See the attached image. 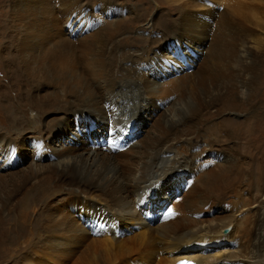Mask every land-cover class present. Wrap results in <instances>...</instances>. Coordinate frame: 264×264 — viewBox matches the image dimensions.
Returning a JSON list of instances; mask_svg holds the SVG:
<instances>
[{"label": "rangeland", "instance_id": "rangeland-1", "mask_svg": "<svg viewBox=\"0 0 264 264\" xmlns=\"http://www.w3.org/2000/svg\"><path fill=\"white\" fill-rule=\"evenodd\" d=\"M204 1L206 6L195 0H0V264H146L160 255L171 258L169 250H164L167 243L153 230L147 233L128 221L120 227L114 224L117 220L108 207L123 199L128 184L95 186L78 165L58 168L55 163L86 150L87 133L90 148L103 147L98 167L113 168L124 178L127 163L138 161L123 153L127 146L162 132L161 127L169 124L162 111L182 97L191 101L199 115L194 114L199 136L182 139L197 133L191 117L177 130L171 125L158 143L171 138L179 142L164 152L158 167L165 165L167 157L171 161L188 158L190 151L201 159L188 176L180 171L183 176H171L166 184L168 206L176 208L175 202L178 206L165 232L178 234L194 222H212L215 230L229 227L226 235L241 241L245 255L249 253L261 214L259 203L264 202V188L259 189L264 181V24H253L264 18L254 16L246 0ZM262 2L255 5L264 9ZM234 17L238 22H232ZM223 25L225 50L217 58L210 55L209 44ZM88 66L99 74L91 77ZM117 78L137 86L138 81L153 80L155 90L149 95L158 108L146 114L135 106L137 101L130 104L125 102L130 97L123 96L121 104H130L129 112L110 98L103 101L106 112L98 109ZM102 81L103 95L87 97L86 92ZM120 87L127 90L125 84ZM53 92L60 97H50L52 104L37 100ZM37 101L46 107L38 113L33 112L40 105ZM87 102L96 107L91 109L95 118L80 112ZM122 109L130 114L120 115ZM103 113L105 117L98 115ZM142 118L147 121L137 127ZM202 121L207 124L201 127ZM130 124L139 133L128 136L129 144L117 143L112 149L110 143L95 142ZM212 125L223 126L224 132ZM204 126L214 130L212 138H206ZM62 127L67 133L52 138V132ZM205 145L210 147L208 154ZM42 152L46 157H37ZM79 158L86 160L84 154ZM220 169L225 175L223 197L203 187L210 172ZM157 175L145 188L156 197L163 195L159 187L167 173ZM180 182L187 189L173 198ZM146 219L142 214L140 220ZM242 223L245 232L240 231ZM103 227H110L114 234H92ZM66 237L72 241L71 251L64 246ZM224 247L226 243L208 245L204 254L213 255Z\"/></svg>", "mask_w": 264, "mask_h": 264}, {"label": "bare ground", "instance_id": "bare-ground-1", "mask_svg": "<svg viewBox=\"0 0 264 264\" xmlns=\"http://www.w3.org/2000/svg\"><path fill=\"white\" fill-rule=\"evenodd\" d=\"M215 1L221 2V3L222 2L226 3V1H227L226 4H229V2L232 0H215ZM238 1H241V0H238ZM246 1L248 2L249 7L253 10L252 12H253L254 16H256V17L260 16V17L264 18V9H262L260 6L255 5L256 2L260 3V1L262 2L264 0H246ZM195 3L196 4H202V5L206 6L207 2H205L203 0L200 3V1L198 2L197 0H195ZM211 14H212V12H211ZM226 14H227V11H225V13H222V22H224V17L226 16ZM236 20H237L236 17H234L232 22L233 23L238 22ZM260 23L262 25V24H264V21L258 20L255 23L253 22V24H255V25H259ZM237 28H239V27H237ZM223 29H224V25L222 27V30H219V36L217 37V39L214 41H210V44H209L210 55L217 57V58L223 57V56H221V54L225 50V42H224L225 32L223 33ZM209 30L212 31V21L209 25ZM99 35L103 36V34H101V33ZM103 44L104 43H100V45H103ZM214 49L216 51L215 55H214ZM47 53H48V51H47ZM217 53H219V55ZM58 58H60V57H58ZM29 60H30V58H29ZM58 62H60V61H58ZM29 63H31V62H29ZM85 67H87V66H85ZM88 68L90 69L89 74L91 77H95L99 74V71L96 68L90 67V66H88ZM216 68L217 67H215V69ZM91 70H92V72H91ZM152 81L153 80H150V79H148L144 82L138 81L140 85L137 86V85L133 84L134 81L131 82L129 79H126V78H124L122 80H120V78H117L115 83H113L111 87L106 89L105 97L104 96L101 97L103 95V90L101 88L105 82V81H102V84H96V87L93 86V88L91 89V92H86V96L90 97V96L94 95L95 97H92V98L101 97L102 101L98 102V109H100L102 111H104V103H103L104 98H110L113 101H115L116 103H118L119 105H122V106L124 105L128 112L131 110L130 104L134 103V101H137L138 105L135 104V106L136 107L138 106L140 109L144 110L146 114H148V112H151L156 107L151 102L152 95H149L150 93H152V91L155 90V83H152ZM123 83L125 85H127V90L125 87H124V89H122L120 87L122 85L124 86ZM81 92L84 93L85 91L82 90ZM48 95H50V96L43 97L42 99L39 98L37 100H42V101L48 100V101H50V97H53L54 99L60 97V95L55 93V92L50 93ZM123 96H125L124 99L130 97V101H128V100L125 101V102H130L129 105L128 104L126 105L125 102L123 104H121L122 99H120V97H123ZM149 100H150V102H149ZM37 102H39L40 105L37 108H33V112L38 113L40 110L45 109L46 107L44 106V103H42L41 101H37ZM50 103H51V101H50ZM92 104H93L92 102H87L84 106H82V109L80 110V112L86 113L87 115L95 118V114L92 112L91 109L96 108V107L94 105L92 106ZM78 108H80V107H78ZM156 108H158V106ZM195 111L196 110L194 108V105L191 103V101H189V99H186L184 97L173 99L172 103H170L168 108L162 111L161 116L163 118H165L166 122L169 123V124L163 125L161 127L163 129L162 132H159V131L153 132L152 135L147 136V139L144 138L141 141H139L138 143H136L135 145H128L127 149H125V151L123 152L127 155V158H130L129 160L134 159V158L138 159V161H135L134 164L127 163L128 166L125 169L126 175L124 176V178H120L113 168L98 167V163L100 162V154L102 153L99 151V149L103 150L102 149L103 147L102 148H97V147L90 148L91 145H88L87 142H88V138L91 137V134L87 135V133L84 134V138H83L84 144L86 145V150L83 148L82 151H84V152L81 151L80 154H78L76 156L74 154H72V155L66 156L64 158H59L56 160L57 163H55V165H57L58 168H59L58 165H62V167L78 165V168L80 169L81 173H86L87 178L89 180H91L95 184V186H99L103 182H114V184L117 186H119L121 183H126L130 186V188L127 190V193L123 197V199L120 201H117L115 203V207H111V206L108 207V212H110L112 214V216L116 218L117 221L116 222L114 221V224L117 223L119 227L122 224V221H128V223H130L131 226L136 224L135 225L136 228H144L147 231V233H150L153 230V233L155 235L161 237L160 239L167 243V247L164 250H169L171 258L165 259V258L161 257V255H160L156 262H154V260L151 262V260H150L146 264H173L178 259L190 260L196 264H222V262L224 260H229L230 262H232V264H264V261L258 260L259 258L264 256V218L262 217L264 215V209H262V208H264V202L259 203V206L261 207V212H260L261 214L259 215L258 219L256 218L257 222H258V226L255 228L253 236H252V240L248 245L250 251L247 255H245L244 247H243L241 241L234 240L233 238L226 235V234H228V232H226V233L223 232V230L225 229L224 225L220 226L217 230H215V228L212 226V222H209V223H196V222H194L189 227L185 228V230L182 231L181 233L167 235V233L165 232V226H166L167 222L171 219L173 211H177V206H178L177 202H175V204H174L176 208H172V207L170 208V206H168V204H167L168 192H167V189H165L166 184H170V181H171L170 177L171 176L177 177L178 175H180L181 174L180 171H184V172L186 171L187 176H188L191 172L190 168L195 166L196 162L198 160H200L201 157L196 156L195 154H192L190 151V153L188 154V156H190V157L187 158V157L182 156L183 158H180L178 160L173 159L172 161L167 157L165 165H163L162 167H158V161H159L160 157L165 156L164 152L172 149V147H175V144H177L179 142L178 140L171 138V140H166V141L163 140V143L159 144L158 139L161 137V135L164 133V131L167 130L171 125H173V127L175 126V129L177 130L179 125L184 124V122L187 119H190V117L192 119V121L190 122L191 126H197V133L195 135H192V136L187 137V138L185 137L182 139L186 140L189 138L192 139V138L198 137L199 136V134H198V131H199L198 128L199 127H198V122L197 123L195 122V118H196L194 116V114H196V113H194ZM204 111H205V109H204ZM104 112H106V111H104ZM127 114H130V113H125L122 109V112L120 113V115L125 116ZM98 115L105 117L104 113L102 115L101 114H98ZM112 115H114V114H112ZM112 115H110V116H112ZM196 115H198V114H196ZM198 118H199V115H198ZM108 119H107V121H108ZM100 120H102V118ZM142 121L144 123L147 120H143V118L139 119V121L137 123L138 124L137 127H140V125L142 124ZM203 123L207 124L206 122L202 121V122H200L201 127H202ZM130 125H132V124H130ZM147 126L148 125H146L144 127V131H146ZM124 127H126V125ZM137 127L135 130H133L130 126L128 128L129 133H132L133 135H137L139 133V130ZM212 127L214 129L219 128L218 129L219 132L220 131L224 132V128H222L223 126H220L217 128L216 126L212 125ZM153 128H155V127H153ZM203 129L206 132V136H207V137L205 136L206 138H210V137L212 138L213 137V134H214L213 131L214 130L212 131L211 128L208 126H204ZM151 131H152V129H151ZM66 133H67L66 127L58 128L52 132L51 137L55 139L56 136H59L61 134H66ZM118 138H120L122 141H125V135L121 134V133L118 135L112 136L111 141H112V139H115V141H117ZM205 147L207 150L206 154H208L210 152V149H208V148H210V147L208 145H205ZM93 149L94 150L96 149L98 151H94ZM53 152L57 153L58 150L53 151ZM81 154L85 155V158H86L85 162H80V160H83L82 158L77 159V157L80 156ZM111 156H113V155H111ZM37 157L44 158L46 156H45V153L42 152L41 154L39 153ZM67 162H70V163H68L67 165H64ZM151 169H152V173L149 174L148 171ZM164 173L165 174L167 173V175L164 178V183L162 185L163 187L162 186L159 187V192H160L161 188L164 189V192H163V195L156 197L153 195V193L151 191L149 193L145 188L147 186L149 187V184L151 183V180L154 177V175L158 174L159 176H161V174H164ZM258 175H259L258 178H259L260 182H262L261 175L260 174H258ZM224 177H225V175H224V173L223 174L221 173V169L219 171L218 170L214 171L213 173L210 172L208 183L203 184V187L207 191V193H211V194L217 193V196H220L221 195L220 191L221 190L223 191V187H226L224 185L225 183H221V180ZM259 186H260L259 189H263L264 188V181ZM148 189L150 190L151 188H148ZM186 189L187 188H185V182H180L178 185V190L174 194L173 198L174 197H180L186 191ZM189 191H191V190H189ZM242 191L244 192V189H242ZM239 193H240V190L238 189L237 194H239ZM222 194H223V192H222ZM136 197H138L139 199L136 200ZM211 202H212V200H211ZM140 205L142 207L145 205V210H143ZM259 211L260 210H257V213H259ZM142 214H145L146 218H147L144 221L140 220ZM148 217H150V220H148ZM86 223H88V222H86ZM152 223H153V225H151ZM227 228L230 230L229 227H227ZM245 230H246V225H245V223H242V225L240 227V231L245 232ZM100 231H102V232L98 233V232H96V230H93L92 234L94 236L100 235L102 237H107V236L114 234L113 229H111L110 227H103V229ZM89 235H91V234H89ZM66 240L67 241H65L64 246L66 245V247L69 249V251H71L70 244L72 241L69 237H66ZM156 240L158 241V239H156ZM225 243H226V247H224L225 250L218 249V252L213 254V255L204 254V251L208 249V245H210V246H212L213 244L225 245ZM193 250H199L200 254L196 255L193 252H190ZM161 251H163V250H160L159 253Z\"/></svg>", "mask_w": 264, "mask_h": 264}, {"label": "water", "instance_id": "water-1", "mask_svg": "<svg viewBox=\"0 0 264 264\" xmlns=\"http://www.w3.org/2000/svg\"><path fill=\"white\" fill-rule=\"evenodd\" d=\"M228 231H229L228 228H225V229L223 230L224 233H226V232H228Z\"/></svg>", "mask_w": 264, "mask_h": 264}]
</instances>
